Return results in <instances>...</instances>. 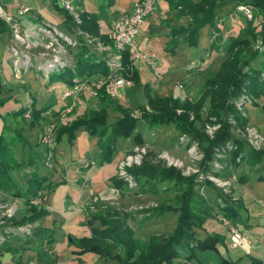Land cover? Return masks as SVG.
Masks as SVG:
<instances>
[{"label": "trees", "instance_id": "obj_1", "mask_svg": "<svg viewBox=\"0 0 264 264\" xmlns=\"http://www.w3.org/2000/svg\"><path fill=\"white\" fill-rule=\"evenodd\" d=\"M96 1L99 2V10L112 7L115 3V0ZM166 2L169 10L176 12L177 18H189L186 25L170 28V41L167 47L169 52H173L176 47L183 44L191 48L198 47L201 30L207 26L214 28L218 10L230 2L253 5L263 17L262 22L257 26H254L253 21L246 24L245 36H238L228 41L225 49L227 57L220 64L214 77L204 83L200 96L195 103H181L179 99L171 96H151L148 85L144 86L145 103L138 108L142 112L141 119L150 128L173 125L179 133L187 134L192 139L197 140L205 152V159L210 161L213 158L214 148L233 140L230 132L231 125L227 119L229 117L234 118L240 127H244L248 122L237 112L235 101L246 95L251 97V104H256V100L264 95V80L262 78L264 62L260 64V68L251 65L259 56L264 58V50L252 49L249 39V37L253 39L256 36L264 39V0H166ZM65 23L68 26H75L71 16H66ZM79 28L93 37L106 40L105 34L100 33L96 14H83ZM6 31L5 24L0 20V35ZM74 59V70L66 68L62 72L49 75L62 76L76 73L81 76V79L107 72L105 65H102L103 61L84 44L75 50ZM101 66L103 67L101 68ZM132 80L135 85L139 84L135 70ZM73 83L74 81H68L69 85ZM101 94L102 97L99 98L101 107L98 110L87 111L82 117L62 124L57 128L55 134V147L64 138L68 143L73 144L76 131L79 129H83L91 137H97L98 163L100 165L112 161L116 154L118 140H130L133 145L144 144L140 132L137 131L138 120L132 118L129 110L122 108L104 91ZM207 101V118L215 119L220 124V128L215 132L212 139H209L194 126L193 122L189 121L190 112L195 114L197 121H201V111ZM5 103L6 100H0V106ZM43 110H46V107L39 109L36 107V103L32 102L29 108L23 107L15 112L14 117H23L25 112H30V119L25 120V122L32 129L42 119ZM177 110L183 112L178 115ZM0 119L2 121L0 132V192L12 198L24 200L27 207L28 215L19 220L14 219L13 225L34 223L47 216L48 211L43 207L31 205V199L42 198L50 194L52 189L58 185L47 176L42 175L38 169L41 166L51 171L53 162L50 167H48L47 161L44 160L42 163L41 156L36 155L34 146L28 142L23 131L11 127L5 116L0 115ZM233 142L236 146L235 151L232 152L234 162L239 155L248 168H254L264 161L263 152L253 150L244 142L237 140H233ZM15 147H19L22 154L20 161L15 155ZM24 166L30 167V170L22 174L21 180L25 182L24 188H22L21 182L17 180L19 178L17 174ZM127 172L135 180L145 178L152 188L157 184L167 182L175 186L179 192L173 199L178 206V209L173 210L178 212L175 229L167 235H153L149 241H141L135 237L134 231L128 223L130 216L127 213L119 212L114 207L97 206L96 211L89 214L84 223L90 230L89 235L80 238L70 236V244L79 249V255L93 254L119 264H171L174 259L180 257V252L184 249L215 251L217 244L224 245V239L220 234H206L203 239L196 237L198 230L205 233L204 223L207 208L205 202L201 198H197L198 190L195 189V176L183 177L172 168L155 166L145 160L139 167L130 168ZM244 177L246 178L239 177L240 183L246 181L247 176ZM257 181L264 182V177L258 176ZM114 182L120 183V186L125 185L122 180L116 179ZM214 203L227 220L235 218L241 208L240 202L232 201L223 196L220 190L216 192ZM159 207L146 209L149 218L160 217L162 209ZM193 256L194 253L186 259L190 260ZM219 264L237 263L222 259ZM249 264H262V262L257 258L249 257Z\"/></svg>", "mask_w": 264, "mask_h": 264}, {"label": "rangeland", "instance_id": "obj_2", "mask_svg": "<svg viewBox=\"0 0 264 264\" xmlns=\"http://www.w3.org/2000/svg\"><path fill=\"white\" fill-rule=\"evenodd\" d=\"M18 1L23 5L29 7L30 9L36 10L39 13L41 19H43V21L48 22L49 24H51L56 28L58 27L61 21L62 12L64 15L67 14L66 15L67 17L70 16L66 11H64V9L60 8L57 5L58 0H18ZM74 1H75L74 4L76 6H78L80 9H84L83 5L81 4L83 2L82 0H74ZM134 1L135 0H116V3L118 2L119 6L125 8V10L128 11L131 5L134 3ZM0 2L2 5L5 6V7H1L2 10H0V20L5 24L7 30L6 33L8 34L9 37L7 45L4 44V39L0 38V54H2L4 51L8 52L9 54V66L11 67L10 78L12 81L23 80L30 87V89L28 90L29 92L31 90L30 96H26L23 102V104L29 103L27 108L31 106L32 102H35L36 105H39L37 106V108L39 109L46 107V110L42 111L41 114L42 119L32 129H30L28 127V123L25 122V120L30 119V112H29V117L25 116L28 111L25 112L23 117H16V118L14 117V114L17 111L9 113L8 114L9 116L6 119L8 124L13 128L21 129L23 131V134L27 137L28 142L34 146L36 155H38L39 157L41 156L42 163L44 162V160L47 161V164L49 163L48 167L51 165V163L54 160V155L57 148L58 150H66V152H64L63 155L65 159H67V162H70L73 145L77 147V152L79 153L82 152L83 143H87L86 145L89 148L95 150L98 146V138L89 136L87 133L84 132L83 129H79L76 131V138H75L76 143L73 142V144H70L66 141V138H64L62 142H60L58 146L55 147L56 144L55 134L59 126H61L62 124H67L77 118L82 117L87 111L98 110L101 107V103L99 100L92 98L91 96L88 95V93L85 92L74 99V105H75L74 109L71 112V114L67 116L65 122L59 121L61 111L70 107L73 100V99H67L63 101L61 100V95L68 88L67 87L69 85L68 81H76L80 79L81 76H79L76 73L74 74L72 73V75L66 74L62 76H50L48 74L39 72L36 69H32L28 72V70L24 71L21 68H19L18 67L19 65L17 64L18 60L20 61L21 59L22 61L24 59L25 54L30 55L31 58L34 57L39 58L44 56V54L46 53L48 55H54L52 49H47L46 46L47 44H49L51 40L50 39L51 36H58L60 34L62 37V39H60V42L62 43L63 49L66 55L68 56V58H71L72 55L68 49L72 48V46L68 44L70 42H68V40H65L64 37L67 36L69 38L79 40V42L82 43L85 40L84 38L85 36L78 33V31L81 29L79 28V26L78 28L73 25L68 26L66 23L65 25L67 26V32H62L59 29H57L58 33L52 32L50 36H45V35L39 36V34H36V28L41 25V21L39 20L33 21L31 15H29L30 13H28V15L19 18L20 27L24 31L26 38H28L32 46L39 45L41 43V37H42V44L37 48H33V47L27 48L24 45V43L15 39L11 25L4 19V17L7 15H16V7L12 5V0H0ZM97 3L99 2L97 1ZM165 3H167L166 0L156 1L155 10L152 13L156 14L157 9L158 10L160 9V12L162 11V9H164L165 10L164 12H166V16L162 18V21L164 23L165 20L167 21V23H169L171 22L170 20L171 16L174 17L176 12H171L168 8L166 10ZM54 5L58 8L56 9V14L57 12H59L58 17H54L52 13V9L55 7ZM239 7H247L251 12V16L248 17L244 15L242 12H239L238 11ZM160 12L159 15H162ZM83 14H81V16ZM262 19L263 17L258 13V10L253 5L250 4L246 5L242 3L234 4L232 2L223 5L218 10L215 27L214 28L209 26L205 27L207 33L203 34V41H206L204 45L208 46V48L205 50L204 55L201 52L198 53V57H200L201 55H203V57L201 59H197L196 61L194 60L195 62L193 61L194 63L190 65L192 69L189 68L188 73L196 74L193 77L192 83L188 84L186 87H183L182 89H179V86L177 84H174L169 80L171 84L165 87L169 95H175L179 97L177 99H179L181 103L183 102L195 103L200 96L204 83L208 79L214 77L218 68L220 67V64L227 57L225 49L228 41L238 36H245L246 35L245 32L247 29L246 24H248V22L253 21L254 26H257L259 23L262 22ZM176 20L177 22L174 21L175 26H184L189 22L188 17H182L180 18V21H178V18ZM22 30L20 31L21 35H23ZM249 39L251 40L252 49L254 50H257L256 49L257 41L264 40L262 37H258V36H256L253 39L249 37ZM135 43L137 44L138 51L141 53L153 52L151 54L156 55L159 59L161 58V56L164 55L163 47L160 46V44L157 42L156 39L145 35L142 26L138 29V34L135 38ZM200 50H202V48H200ZM206 55H208V57H206ZM262 62H264V58L259 56L251 65L255 68H260V64ZM102 65H104V63ZM155 65L157 69L158 64L156 61H155ZM135 66L137 67V74L139 76L140 74H142V77H140L141 83L139 81V84L137 85V88H135L134 92L139 91V89H142L144 95L145 93L144 86H146L147 83L149 84L148 88L150 90V88L156 89V87L158 88L162 87V85L166 84V82L168 81L164 79V82L162 84L163 80L159 72H157V74L161 79L156 78L153 75V77L155 78L153 80L152 76L150 75L148 76L146 73L141 71V69L139 68L140 66L139 62H137ZM102 67L103 66H101V68ZM133 69L134 68H132V71H134ZM2 70L4 69L2 68ZM1 74H3V71ZM132 75L133 72L130 73L131 78ZM262 78L264 80V73L262 74ZM17 85H20V83H16V85L13 86H17ZM13 92H15L16 94L12 95L11 96L12 98H16L20 94V90L18 88H16L15 91ZM134 92L132 91L131 94H128L129 97L128 96L127 97L130 98L131 100H134L133 99ZM8 94L9 92L7 91L6 92L4 90L0 91V97L7 96L8 98L9 97ZM152 94L153 96H160V95L165 96L162 95L161 93L160 94L152 93ZM250 99L251 97H248L246 95L245 97L238 98L235 101V107L237 112L240 114L242 118L248 120V116H247L248 114L245 110H249V112H251L250 113L251 116H253V119H256V118H260L256 113H254L256 112L255 108L259 107L260 110L259 113L263 118L264 95L260 96V98L256 100L255 102L256 104H251ZM112 100L118 102L115 99ZM143 101H144L143 98L136 99L132 103V106L131 107L129 106L128 108L123 107L119 103L118 104L122 108L129 110L130 116L133 110H138L139 112L138 118H134V119L138 120L137 131L140 132L144 140L143 145L149 146L148 155L146 156L145 161H148L149 163L155 166H162L167 169L172 168L178 171L179 174L183 177L191 178L195 176L194 179V182L196 184L195 189L198 190L197 198H201V200H203L206 204V208H207L206 220L207 219H208L207 221L213 220V222H218L220 225L224 226L223 223L220 221L221 218L220 216H222V214L220 213L221 211H219L216 207L215 209L213 208L212 211V207H211L212 204L208 203L207 200L205 199L206 196L205 189L210 188L212 192L214 191L213 193L218 192L220 188L217 187L218 186L217 184L211 181V178H215L219 180L220 181L219 183L222 184L224 180H227V177H225L222 172H225V170L227 169L228 170L232 169L238 175L240 170L243 169L244 165L246 164L242 162L241 155L236 157L235 162L232 159L233 156L232 152H234L236 149L233 140H237L238 142H244L248 147L251 148V146L246 141V137L244 133L246 127L255 126V125L249 124L247 122V124L244 127H240L236 123V120H234V118L229 117L227 119V122L231 125L230 132L233 140L226 142L224 145L220 146L221 148L220 147L214 148L212 160L207 161L205 159V152L199 145V142L197 140L192 139L187 134L179 133L173 125L150 128L148 124L141 119L142 112L138 109L139 106L141 105L140 102ZM242 101L247 102V104L244 107H240ZM207 105H208V101L206 102L205 106L201 111V121L196 120L195 114L193 112L189 113V121L193 122L194 126L199 130H201L209 139H212L215 132L220 128V124L215 119L207 118V112H208L206 108ZM147 110L149 109L147 108ZM182 112H183L182 110L176 111L178 115L181 114ZM52 125L55 126L56 129L52 133L53 135L52 142L46 145L43 143L45 131L47 130L46 129L47 127H50ZM258 130L261 133V135H264L263 134L264 124L258 127ZM129 144L130 146L133 145L131 141ZM229 146L231 147L229 148ZM257 152H263L264 154V146ZM15 155L17 159L20 161L22 158V154L19 151V147H15ZM165 155H168V157L170 158L169 161H172L174 163L173 166H168L169 161L163 158V156ZM58 163L60 166H62L61 161H58ZM262 163H264V161ZM261 164H258L255 167H258ZM29 168L30 167H26V166L22 167L20 172L17 174V177L19 178L17 179L16 177V179L21 182L22 181L21 177L23 172L30 170ZM45 169H42V172H44ZM242 172L245 175H248V177L252 176V169L250 168L245 169ZM116 179L122 180L125 183L124 185L125 187H123L120 186V183L113 182L118 189L124 190L123 188H125L124 192L121 191L116 194V197H118L117 199L118 205L112 206L103 203L100 204L96 203V205H94L96 208L97 206H101V207L109 206V207H114V209L119 212L127 213L130 216V218L128 219V223L131 225L134 231V235L137 239H139L138 235H139L140 226L152 220L153 218L162 219L163 217H166L168 222L174 225L172 230H170V228L168 227V230L170 231L160 232L157 235H167L175 229L178 212H175L173 210L178 209V206L174 203L173 199L177 194H179V192L172 183L167 182L163 184H157L152 188L149 182H147L145 178L135 180L134 178H132V176L129 173H127L124 179L123 178L120 179V177L117 174L115 180ZM236 179L237 177H235V180ZM233 184H234L233 186H235V191H237L238 188L237 185H241V184L238 183L237 181H233ZM93 189L94 192L98 194L103 192L106 189V187L105 184L103 183H94ZM62 191L58 192V197H61ZM220 193L231 200V197L228 194L225 195L222 192V190H220ZM231 196L234 197L233 194ZM10 205L13 204L9 203V196L0 192V247L5 246L3 249H9L10 219L6 210L9 208ZM21 206H23L24 208L23 210H26L24 200H21L20 207ZM153 206L154 207L160 206L159 208L162 209V211H160L162 213L160 217L149 218V214L146 212V209L147 207H153ZM245 206H246L245 208L248 209L250 215L254 214L256 207H251L247 204ZM17 211L16 213L19 214L20 213L19 210ZM95 211L96 209L94 208L93 212ZM16 213L12 220L14 219L16 220ZM136 216H137V221H135V224L133 225L132 222L134 223V221L132 220H134V217ZM228 221L233 225V223L230 220ZM258 221L260 222V220ZM138 223H140V225ZM224 227L228 230L226 226ZM159 229H160L159 226L154 227L148 224L146 232L150 234L148 235L149 239L151 237V233L153 234L157 230L159 231ZM17 237L21 238L19 239V241L21 242H24L25 238H29L25 235L17 236ZM242 247L243 246L241 244L239 248L242 249ZM240 249L233 251L231 254L234 261L240 255L241 253Z\"/></svg>", "mask_w": 264, "mask_h": 264}, {"label": "crops", "instance_id": "obj_3", "mask_svg": "<svg viewBox=\"0 0 264 264\" xmlns=\"http://www.w3.org/2000/svg\"><path fill=\"white\" fill-rule=\"evenodd\" d=\"M82 1L83 2L81 4L83 5L86 13L88 12L89 14H96L98 16L100 33L103 35L105 34L106 36L111 22L122 14L130 13L133 4L138 0L134 1L128 11L119 6L118 2L116 3V0L112 7L102 10H99V5L96 0ZM73 2L75 3L74 0ZM165 4V9L167 10L168 5L167 3ZM56 9H58L56 6L52 9L54 17H58L59 14V12L56 14ZM164 11L165 10L162 9L160 12V9H157L156 14L152 13L149 15L142 25L144 34L156 39L160 46L163 47L164 55L161 56L160 59L155 55L157 57L156 62L158 64L156 71L162 76V84L164 79L168 80L166 84L162 85V87H156V89L150 88V95L153 96L152 93H161L165 96L179 98L175 95H169L165 87L169 86L171 82L174 84H181L183 87L192 83L193 77L196 74L188 73V71L189 68H191L190 65L197 59H201L205 54V50L208 48V46L204 45L206 41H203V34H206L207 30L206 28L201 30L198 47L191 48L183 44L176 47L173 52H169L167 51V47L170 41V28L180 26L174 25V21L177 22L176 15L174 17L171 16V22L167 23V21L164 20L163 23L162 18L166 16V12ZM159 12L162 15H159ZM29 15H31L33 21H43L36 10L31 9ZM65 21L66 15L62 12V18L57 27V29L62 32H67ZM178 21H180V18H178ZM0 38H3L4 44L7 45L9 38L8 34L4 33L0 35ZM200 48H202V50H200ZM200 52L203 55L198 57V53ZM136 63L137 62H135V64ZM139 63L141 71L146 73L148 76H152V79L154 80L155 78L153 77L151 70H149L144 63ZM135 64L134 70L137 72ZM0 65L4 69L3 74L0 76V91L4 90L5 92H9L8 98L7 96L0 97V100H6V103L3 106H0V115L7 118L9 113L18 111L19 109L23 107L26 108L28 106L29 103L23 104V102L26 96H30L31 90L30 92L28 91L30 87L25 83V81L11 80V67L9 66L8 52L4 51L0 54ZM137 77L141 83L140 77H142V74H140V76L137 74ZM169 80L171 82H169ZM16 83H20V85L13 86L16 85ZM147 85L149 84L147 83ZM16 88L20 90V94L16 98H12L11 96L16 94L13 92ZM135 88H137V85L134 84L133 88H125L122 90L126 99L129 101L128 107H131L132 103L136 99L143 98L144 101L140 103H145L142 89L134 92ZM132 91L134 92V100L128 98V94H131ZM37 106L39 105H36V107ZM255 109L256 112L254 113H256L260 118L253 119V116L250 114L251 112H249V110H245L248 114V123L253 124L256 127H260L264 124V115L262 114V118L259 113V107H256ZM1 129L2 121L0 119V132ZM73 142L76 143V139ZM129 143L130 140H118L116 145V154L109 163H103L100 165L98 163V146L95 150H92L86 145L87 143H83L81 153L77 152L76 146H72L70 162H67V159H65L63 155L66 150H58L57 148L53 160V169L51 171L41 166L39 169L36 167L42 175L47 176L53 183H58V185L52 189L50 194L43 197L44 201L41 206L48 211V215L35 222L37 227L34 229L33 235L29 238H25L24 242L19 241L21 238H18L17 236L15 237L9 233V249H3L5 246L0 247V264H119L111 260H105L93 254L79 255V249L70 244V236L80 238L89 235L90 230L84 223L89 217V214L93 212L91 211V208L93 207L96 209L94 206L96 203H103L112 206L118 205V197H116V194L121 191L124 192L125 188H123L124 190L118 189L113 183V180L117 177V162L123 158L133 146H130ZM83 159L88 162H93L96 167L88 168L80 164ZM58 161L62 162V166L59 165ZM38 163L40 162L38 161ZM41 168L45 169V171L42 172ZM245 169L249 168L244 165L243 169H239L240 172L238 175L232 169H227L225 172H222L227 179H233L232 194L234 198L237 199L236 201L240 202L241 208L238 210L236 217L230 220L233 225L238 230L242 231L246 236L245 241L242 243V249L239 247L234 250L229 249V231L218 222H213V220L207 221V219L204 223L205 233L199 230L196 233V237L198 239H203L206 234H220L224 239V245L217 244L215 251H199L197 249H194L193 251L190 248L184 249L180 252V257L174 259L171 264H219L222 259L236 262L237 264H249V257L257 258L262 262V264H264V182L257 181L258 176L264 177V163L258 167L250 168L252 169L251 177H248V175H245L242 172ZM244 176H247L246 181L244 183H240L239 177L246 178ZM235 177H237L236 180H234ZM233 181H237L241 184L237 185V191H235ZM94 183H103L105 184L106 189L97 194L93 189ZM24 184L25 182L22 180V188H24ZM59 191H62L61 197H58ZM213 192L210 188L205 189V199L208 203L212 204V211L213 208L215 209L214 200L216 197V193ZM21 200L22 199L12 198L9 196V203L16 205V209L20 212V215L16 213L17 220L28 215L27 207L25 206L26 210H23V206L20 207ZM246 204L251 207H256L254 214L250 215L248 209L245 208ZM258 220H260V222ZM132 221H134V223L132 222L134 225L135 221H137V216L134 217V220ZM140 223L138 224L140 225ZM168 223L169 222L166 217H163L162 219L153 218L152 220L146 222L140 226L138 235L139 240L145 242L149 241L148 235L150 234L146 232L148 224L154 227L159 226L160 228L159 231L157 230L153 234L151 233L152 237L160 232L172 230L174 225L172 223ZM168 227L170 230H168ZM238 249H240L241 253L234 261L231 254L233 251ZM192 253H194L192 259H186V257L191 256Z\"/></svg>", "mask_w": 264, "mask_h": 264}, {"label": "built area", "instance_id": "obj_4", "mask_svg": "<svg viewBox=\"0 0 264 264\" xmlns=\"http://www.w3.org/2000/svg\"><path fill=\"white\" fill-rule=\"evenodd\" d=\"M157 0H138L136 1L130 13H125L118 16L113 22H111L109 30L106 34V40H101L97 37H93L87 33H83V31L79 30L78 33L84 35V42L80 43L79 40H75L65 36V40H68L69 45L72 48L68 50L71 53V58H68L66 55L62 43L60 39H62L61 34L58 36H51L50 42L47 44V49H52L54 55H48L47 53L44 56L39 58H31L30 55L25 54L24 59L21 61L18 60V67L22 70H28V72L32 69H36L39 72L44 74H51L56 72H62L66 68L75 69V59L74 52L75 50L82 44L87 46L92 53L100 58L103 61L105 67L107 68V72L105 74H95L91 76L83 77L79 80L74 81L72 85H68L67 89L61 95V100L73 99L71 106L64 109L60 113V122H65V119L74 109V99L81 95L82 93H88L92 98L99 100L102 97L101 92L104 91L106 95H108L111 99H115L118 101L120 105L125 108H128V99H126L123 89L132 88L134 86L133 80L130 77V73H132V68H134L135 62H144L145 65L153 72V75L156 78H160L156 71V56L151 53H141L138 51L137 44L135 43V38L138 34V29L142 26L144 20L155 10ZM12 5L16 7V15H7L4 19L11 25V28L14 33V37L16 40L21 41L28 48H37L42 44L37 46H32L26 38L24 31L20 27L19 18L28 15L31 12V9L18 0H12ZM57 5L64 9L72 18L75 26L78 28L81 24V14L85 13L84 9H80L76 6L73 0H58ZM1 7H5L0 2V10ZM239 12H242L244 15L250 17L251 12L247 7H239ZM4 16V15H3ZM22 30L23 35H21L20 31ZM52 32H57L56 27L52 26L48 22H41V25L36 28V34L50 36ZM64 35V34H63ZM215 38V36H214ZM256 49L259 51L264 50V40L257 41ZM46 55V56H45ZM48 56V57H47ZM46 57V58H44ZM208 57V55H206ZM125 60H127L125 62ZM134 70V69H133ZM2 66L0 65V74L2 73ZM179 89H182L183 86L181 84H177ZM184 98V97H183ZM247 102L242 101L240 107H244ZM29 117V112L25 115ZM139 112L138 110H133L131 113V117L138 118ZM44 135V144H50L53 138V131H55V126H50L46 128ZM246 141L251 146L252 149L258 151L264 146V136L258 130L256 126H250L245 128ZM231 146H229L230 148ZM149 146L147 145H133L129 152L124 155L122 159L117 164V174L118 176L124 179L127 175V170L133 167H139L146 156L148 155ZM163 158L169 161L168 155L163 156ZM81 163L88 168H95L96 165L93 162H88L86 160H81ZM174 163L172 161L168 162V166H173ZM50 167V166H49ZM190 170V169H188ZM213 179V180H212ZM233 180V179H232ZM232 180L227 179L220 184L219 180L215 178H211V181L217 184L222 190V192L226 195L228 194L231 197L232 201H236L237 199L232 197ZM235 180V179H234ZM43 197L33 198L30 201V204L36 207H39L43 203ZM154 207V206H153ZM148 208V207H147ZM16 206L10 205L6 210L9 215V233L13 236H27L31 237L33 235L34 229L37 227V224L27 223L25 225H13V217L16 213ZM91 211H94V208H91ZM220 221L224 226L228 228L229 231V241L228 247L231 250L238 248L243 241H245L246 237L244 233L238 230L235 226H233L225 217L220 216Z\"/></svg>", "mask_w": 264, "mask_h": 264}]
</instances>
